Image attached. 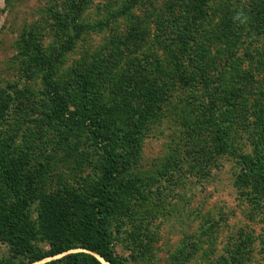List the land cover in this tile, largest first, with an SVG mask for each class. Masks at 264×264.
Segmentation results:
<instances>
[{"label": "rangeland", "instance_id": "rangeland-1", "mask_svg": "<svg viewBox=\"0 0 264 264\" xmlns=\"http://www.w3.org/2000/svg\"><path fill=\"white\" fill-rule=\"evenodd\" d=\"M78 3L0 0V160L28 198L17 234L38 254L77 237L101 175L86 129L53 117L43 57L69 110L115 141L116 257L264 264V0ZM13 204L0 171V264L26 263L1 234Z\"/></svg>", "mask_w": 264, "mask_h": 264}, {"label": "trees", "instance_id": "trees-1", "mask_svg": "<svg viewBox=\"0 0 264 264\" xmlns=\"http://www.w3.org/2000/svg\"><path fill=\"white\" fill-rule=\"evenodd\" d=\"M70 1L72 10L77 16L80 15L82 8L78 0ZM39 62H41L43 68L42 82L48 91L51 103L55 106L53 117L62 119L74 127L86 129L92 142L97 145L102 154L101 175L91 189L89 203L94 202L92 210L90 213L85 214L83 220L80 219L74 224L77 227L83 223L81 229L77 231V237L71 234V238L53 245L48 253L38 254L32 249L29 241L16 232L18 219L27 207L28 198L10 179L4 162L0 160V171L3 174L4 183L15 199V204L6 213L1 234L11 250H15L19 256L26 258L24 264L40 263L47 258H54L75 249H82L89 254H70L62 259L68 260L69 264H102L99 260L104 264H124V261L109 250L108 234L103 223L105 215L112 206V193L110 190L115 183L117 174V162L113 151L115 141L106 136L103 125L88 114L86 107L74 111L69 110L66 100L58 94L56 85L53 82V63H47L43 60V57ZM219 132L218 129L217 141L220 148L224 150L225 141L221 135L222 133ZM261 167L264 173V167ZM56 262H59V260L48 264Z\"/></svg>", "mask_w": 264, "mask_h": 264}]
</instances>
